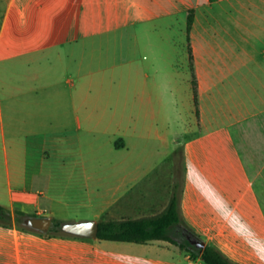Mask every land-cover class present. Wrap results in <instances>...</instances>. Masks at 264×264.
Segmentation results:
<instances>
[{
    "label": "crops",
    "instance_id": "1",
    "mask_svg": "<svg viewBox=\"0 0 264 264\" xmlns=\"http://www.w3.org/2000/svg\"><path fill=\"white\" fill-rule=\"evenodd\" d=\"M167 96L194 121L180 182L115 157L108 189L87 190L94 221L157 217L178 182L204 243L264 264V0H0V205L66 219L52 164L70 130L90 115L157 119ZM0 264L205 263L167 241L44 236L13 221L0 225Z\"/></svg>",
    "mask_w": 264,
    "mask_h": 264
},
{
    "label": "rangeland",
    "instance_id": "2",
    "mask_svg": "<svg viewBox=\"0 0 264 264\" xmlns=\"http://www.w3.org/2000/svg\"><path fill=\"white\" fill-rule=\"evenodd\" d=\"M166 103V113L154 120L152 117L146 119L145 116H132L133 121H130L131 117L124 114L112 118L90 115L87 116L89 121L84 130H70L69 138L74 143L71 144L69 153L66 157L55 155L52 164L53 183L57 185L58 195L62 198V203H56L54 207L55 211L67 215L63 221L73 223L95 220V211L99 205L92 204L87 190L92 191L96 184L101 189H108L109 170L115 157L130 154L140 160L145 158V166L152 173L165 174L169 178L174 174L180 182L181 143L194 121L187 108L177 105L170 96H167ZM111 119L113 121L109 125ZM158 135H165V138H158ZM125 143L129 150H122ZM26 214L52 217L45 212L39 214L32 211ZM13 217L15 218V214ZM23 218H20V223L15 221L17 226L24 225Z\"/></svg>",
    "mask_w": 264,
    "mask_h": 264
},
{
    "label": "trees",
    "instance_id": "3",
    "mask_svg": "<svg viewBox=\"0 0 264 264\" xmlns=\"http://www.w3.org/2000/svg\"><path fill=\"white\" fill-rule=\"evenodd\" d=\"M192 17L189 16L188 32L191 28ZM190 43V40H189ZM191 60L192 53L189 49ZM193 91L195 103L197 102V82L193 81ZM181 187L177 182L174 186L172 198L166 211L154 218H145L140 220H124V221H103L99 223L98 240L129 242L137 244H146L151 241H167L178 246L181 250L187 252L189 256L196 260L201 259L205 264H234L226 258L217 248L205 243V248L201 251L194 245H191L187 236L204 242L198 235L195 234L185 223L181 216L180 210ZM15 218L12 211L0 205V225L10 227L13 221L20 223L21 217H26L27 214L22 211H15ZM23 223V222H22ZM64 224L63 220L53 219L51 230L44 236H72L61 230ZM26 231H34L25 225L19 226ZM178 238H181L180 240Z\"/></svg>",
    "mask_w": 264,
    "mask_h": 264
},
{
    "label": "water",
    "instance_id": "4",
    "mask_svg": "<svg viewBox=\"0 0 264 264\" xmlns=\"http://www.w3.org/2000/svg\"><path fill=\"white\" fill-rule=\"evenodd\" d=\"M22 222L30 229L46 234L51 230L53 218L26 216L22 219ZM61 230L68 235L97 240L99 223L96 221L73 223L66 222L61 226ZM187 239L191 245H194L201 251L205 248L204 242L198 241L191 236H187Z\"/></svg>",
    "mask_w": 264,
    "mask_h": 264
}]
</instances>
